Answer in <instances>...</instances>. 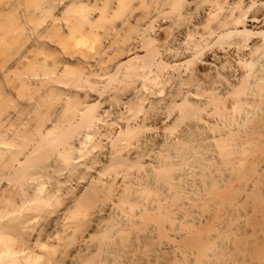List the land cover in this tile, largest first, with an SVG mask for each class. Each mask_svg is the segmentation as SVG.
Returning <instances> with one entry per match:
<instances>
[{
  "label": "bare ground",
  "instance_id": "obj_1",
  "mask_svg": "<svg viewBox=\"0 0 264 264\" xmlns=\"http://www.w3.org/2000/svg\"><path fill=\"white\" fill-rule=\"evenodd\" d=\"M60 1L0 91V264H264V0Z\"/></svg>",
  "mask_w": 264,
  "mask_h": 264
},
{
  "label": "rangeland",
  "instance_id": "obj_2",
  "mask_svg": "<svg viewBox=\"0 0 264 264\" xmlns=\"http://www.w3.org/2000/svg\"><path fill=\"white\" fill-rule=\"evenodd\" d=\"M55 1L56 0H38V2H36V0H0V91L2 90V91H5L7 93L12 91V87H13L12 82L13 81H14V85L19 84V82H20L19 77L14 78V76H16L14 74L19 73V74H21V76H23L24 74L27 75V73L29 74L30 68L26 66V69H25V65L28 63L27 60L30 61L29 57L25 61V64L22 63L23 65H21V64L19 65L20 66L19 69L17 68V70H19V71H17L16 68L14 67V65H15L14 62L15 63L17 62L18 57L22 53H26V49L28 52L26 54H29V49H30L29 44L33 43L32 42L33 40L32 39H31L32 41L30 40L27 33L28 32L33 33L32 31H29L28 29L31 28L33 30L36 27V24H35L36 21H35V18H33V17L36 13L43 10L42 8H41V10L39 9L40 6L42 5L41 7H43V6L46 7V6L50 5V2L52 3ZM61 1H60L61 4L62 3L65 4L64 0H61ZM66 1L68 2L69 0H66ZM46 2H48V4ZM60 2H57V3L60 4ZM36 4H37V6H39L38 4H41V5L38 8H36L37 7ZM43 4H45L46 6ZM63 4H62V7L64 6ZM59 7L61 9V5ZM59 7L57 8V10H55V12L58 11ZM30 15H32V17ZM92 16H94V14H92ZM35 17H37V16L35 15ZM44 19L45 20H42L43 25H45L47 22H49L52 19V16L51 15H48L47 17L45 16ZM41 27H42V25H41ZM127 35H128V33H127ZM131 35H132V37L135 36L134 34L131 33L127 38L128 39L132 38V37H130ZM32 37H33V34H31V38ZM159 37L160 36L158 35V38ZM85 39L87 40V44L88 43L90 44V41L92 42V40L91 39L89 40L88 37ZM101 40L102 39L99 38L98 41L101 43L103 41V40L102 41ZM98 41H97V44H98ZM92 43H91V45L93 46L94 43L93 44ZM94 46L96 47V44H94ZM4 70L7 72V73H5L6 75L4 74V72H5ZM15 71H16V73H15ZM8 72H9V74H8ZM22 73H23V75H22ZM8 78H9V80H8ZM12 78H14V80H12ZM5 79H7V80L3 81ZM10 80H12V82H10ZM2 88H5V89L3 90ZM20 94L21 95H19L17 97H15L16 95L11 96L12 94L8 95V98L7 99L5 98L6 100H8V101H6L8 104L6 103L2 106L0 105V128H1V122H2L3 118L13 110V107H15L18 102L26 101L25 98L29 94V91L27 89H23V90L21 89ZM5 99H3V97L0 96V102L5 101ZM11 99H17V100L13 101ZM16 101H17V103H16Z\"/></svg>",
  "mask_w": 264,
  "mask_h": 264
}]
</instances>
